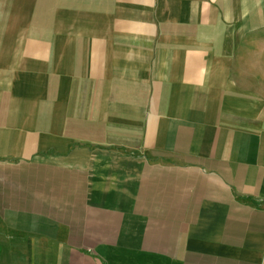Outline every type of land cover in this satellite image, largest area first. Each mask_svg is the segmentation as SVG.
<instances>
[{"label": "crops", "instance_id": "1", "mask_svg": "<svg viewBox=\"0 0 264 264\" xmlns=\"http://www.w3.org/2000/svg\"><path fill=\"white\" fill-rule=\"evenodd\" d=\"M264 0H0V264H264Z\"/></svg>", "mask_w": 264, "mask_h": 264}, {"label": "rangeland", "instance_id": "2", "mask_svg": "<svg viewBox=\"0 0 264 264\" xmlns=\"http://www.w3.org/2000/svg\"><path fill=\"white\" fill-rule=\"evenodd\" d=\"M256 22H264V21H256Z\"/></svg>", "mask_w": 264, "mask_h": 264}]
</instances>
